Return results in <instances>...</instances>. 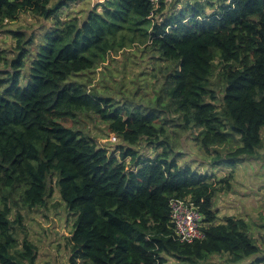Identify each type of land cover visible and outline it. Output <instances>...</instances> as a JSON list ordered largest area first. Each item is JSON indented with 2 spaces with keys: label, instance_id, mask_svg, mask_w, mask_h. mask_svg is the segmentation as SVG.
I'll return each instance as SVG.
<instances>
[{
  "label": "trees",
  "instance_id": "trees-1",
  "mask_svg": "<svg viewBox=\"0 0 264 264\" xmlns=\"http://www.w3.org/2000/svg\"><path fill=\"white\" fill-rule=\"evenodd\" d=\"M52 2L0 0V25L23 11L49 18L67 4ZM216 3L208 13L197 2L171 15L165 0H103L80 22L58 17L33 51L24 46H32L31 38L23 41L14 32L19 51L0 71L8 73L0 78V189L8 195L19 190L20 201L29 207L43 206L57 173L58 193L76 215L68 238L70 264H204L210 256H219L220 264H264V257L243 262L259 251L247 222L234 216L218 220L213 209L215 192L230 188L231 174L222 179L226 185L217 184L168 160L166 150L140 159L125 145L142 140L160 145L162 128L155 123L170 118L194 129L196 144L206 151L230 136L234 145L239 140L225 158L214 150L215 164L227 159L234 165L261 145L264 0ZM137 43L158 52L165 63L160 71L170 99L159 115L109 109V99L88 92L77 79L66 82L97 68L109 52ZM216 61L224 82L221 110L208 83ZM23 70L29 72L28 83L21 87ZM80 112L107 123L108 133L123 142L114 148L120 155H109L65 125ZM8 195L0 200V264H35L34 244L17 239L14 225L21 224V216L11 218ZM172 198L198 207L202 238L179 240L170 220Z\"/></svg>",
  "mask_w": 264,
  "mask_h": 264
},
{
  "label": "rangeland",
  "instance_id": "rangeland-1",
  "mask_svg": "<svg viewBox=\"0 0 264 264\" xmlns=\"http://www.w3.org/2000/svg\"><path fill=\"white\" fill-rule=\"evenodd\" d=\"M57 0H53L52 3ZM66 2L55 16L49 18L38 17L29 11L18 14L13 21H5L0 25V71L8 67V61L15 57L17 52L18 35L22 40L31 38V45L25 44L28 50L33 51L43 42V34L46 30L55 26L57 18L71 20L76 18L83 20L86 13L97 2L103 0H60ZM166 11L176 14L188 6L194 7L199 2L204 6L206 13L216 10L217 0H165ZM213 2V3H211ZM165 11V12H166ZM31 53V52H30ZM30 53L24 56L28 59ZM162 61L158 59V52L154 53L147 46L134 44L122 48L117 52H109L103 63L95 69L86 70L79 76H70L66 82H80L88 92L97 93L102 98L109 99V109H120L122 113L140 111L142 113L160 114L161 107L167 102L169 96L162 84L163 73L160 71ZM28 71L23 70L19 80V86L28 83ZM8 73H0V78ZM6 82L5 84H8ZM208 83L216 90L218 101L217 108L222 109L224 82L221 78L220 64L215 62ZM164 118V117H163ZM174 118V117H172ZM164 124L155 123L162 128L159 138L160 145L148 144L145 140L134 145L125 144L136 150V157L143 159L155 157L166 150L168 160H175L179 166H188L191 170L212 177L221 182L228 177L230 188L219 189L215 192L213 209L217 212L218 220L224 216L243 218L249 227V235L259 247V251L246 257L243 262L264 257V127L261 128V145L251 156H245L234 165L227 163V159H221L220 163H213L214 150L225 158L227 151L239 145L233 144L232 137L225 144L209 147V151L199 147L194 140V129H185L181 121L167 119ZM66 126L80 132V136L95 142L98 146L107 149L108 154L115 153L114 148L123 142L115 134L108 133L107 123L90 112H80L75 120H67ZM112 136L116 137L113 140ZM214 147V149H213ZM213 150V151H212ZM212 151V153H211ZM120 155L119 153H115ZM125 162L130 166L129 158ZM57 173L53 175L51 184L52 192L46 198L43 206L29 207L20 201V191L15 190L11 195L8 191L0 189V200L8 195L7 203L11 207V218L17 214L21 216V224L14 225V230L19 242L27 238L36 248L35 264H70V247L68 238L73 229L76 215L66 208L55 183ZM222 185H226L223 180ZM219 188V186H218ZM219 256H210L204 264H220Z\"/></svg>",
  "mask_w": 264,
  "mask_h": 264
},
{
  "label": "built area",
  "instance_id": "built-area-1",
  "mask_svg": "<svg viewBox=\"0 0 264 264\" xmlns=\"http://www.w3.org/2000/svg\"><path fill=\"white\" fill-rule=\"evenodd\" d=\"M157 3L158 0H151ZM113 140H116L112 136ZM170 205V220L176 236L181 241H193L203 237L202 215L198 207L189 199L172 198Z\"/></svg>",
  "mask_w": 264,
  "mask_h": 264
}]
</instances>
